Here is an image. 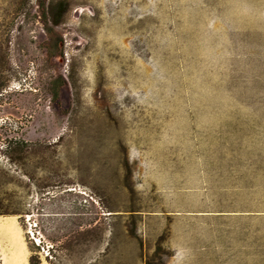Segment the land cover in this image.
Returning <instances> with one entry per match:
<instances>
[{
  "label": "rangeland",
  "instance_id": "rangeland-1",
  "mask_svg": "<svg viewBox=\"0 0 264 264\" xmlns=\"http://www.w3.org/2000/svg\"><path fill=\"white\" fill-rule=\"evenodd\" d=\"M11 255L264 264V0H0Z\"/></svg>",
  "mask_w": 264,
  "mask_h": 264
},
{
  "label": "trees",
  "instance_id": "trees-1",
  "mask_svg": "<svg viewBox=\"0 0 264 264\" xmlns=\"http://www.w3.org/2000/svg\"><path fill=\"white\" fill-rule=\"evenodd\" d=\"M52 17H53L52 22L56 24L58 21L57 18H55L54 15H52ZM15 145H17V142L10 140L9 143L5 147L11 149L12 147H15ZM29 263L30 264H39V260L33 259V256H31L29 258Z\"/></svg>",
  "mask_w": 264,
  "mask_h": 264
},
{
  "label": "crops",
  "instance_id": "crops-1",
  "mask_svg": "<svg viewBox=\"0 0 264 264\" xmlns=\"http://www.w3.org/2000/svg\"><path fill=\"white\" fill-rule=\"evenodd\" d=\"M15 255H11L8 258H1L0 260V264H16V259H15ZM26 263L30 264L29 261L26 260ZM39 264H43V263H39Z\"/></svg>",
  "mask_w": 264,
  "mask_h": 264
}]
</instances>
